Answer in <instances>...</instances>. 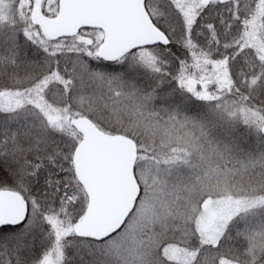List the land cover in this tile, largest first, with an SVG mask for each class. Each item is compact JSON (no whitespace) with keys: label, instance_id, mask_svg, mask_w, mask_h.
Listing matches in <instances>:
<instances>
[{"label":"snow or ice","instance_id":"obj_1","mask_svg":"<svg viewBox=\"0 0 264 264\" xmlns=\"http://www.w3.org/2000/svg\"><path fill=\"white\" fill-rule=\"evenodd\" d=\"M0 264H264V0H0Z\"/></svg>","mask_w":264,"mask_h":264}]
</instances>
